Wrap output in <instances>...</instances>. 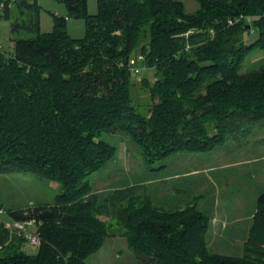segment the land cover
I'll use <instances>...</instances> for the list:
<instances>
[{"label":"trees","instance_id":"1","mask_svg":"<svg viewBox=\"0 0 264 264\" xmlns=\"http://www.w3.org/2000/svg\"><path fill=\"white\" fill-rule=\"evenodd\" d=\"M63 1L70 16L86 18L84 37H72L59 15L42 33L38 0H0L12 31L32 34L14 36L9 57L0 50V172L60 186L54 202L9 209L14 219L41 222L42 242L30 254L0 221V264H86L111 235L110 216L124 221L139 264H264V192L245 250L235 255L211 250L208 216L195 202L145 205L135 197L147 193L130 200L134 185L106 199L90 180L115 157L104 132L132 139L150 165L219 148L246 121L264 119V62L242 71L264 50V0H198L192 13L181 0H98L96 14L87 0ZM251 29L258 36L247 41ZM140 54L136 65L156 70L155 81L142 79L147 113L133 95L139 73L130 59Z\"/></svg>","mask_w":264,"mask_h":264},{"label":"rangeland","instance_id":"2","mask_svg":"<svg viewBox=\"0 0 264 264\" xmlns=\"http://www.w3.org/2000/svg\"><path fill=\"white\" fill-rule=\"evenodd\" d=\"M181 1L187 13L194 12L199 6L198 0ZM38 2L42 33L53 30L54 15H59L66 17L67 30L72 37L85 36L86 18L70 16L65 1ZM87 2L89 13L96 14L98 0ZM248 21L251 22L252 18ZM30 35L32 34L25 31L13 32L11 19L0 15V50L6 52L5 56L9 57L14 51V36ZM257 36L258 33L254 30L246 39L251 41ZM137 57L138 55L132 56L136 60ZM258 62H264V50L246 60L242 71L250 70ZM139 66L143 70L134 81V102L141 112L147 113L146 103L150 95L142 79L147 77L150 81H155L156 70L155 67L142 63ZM100 139L116 147L115 157L90 175L94 189L103 197L115 192L118 187L134 185L133 191L130 190V200L137 194L147 193L146 197H135L138 203L143 202L145 205L150 202L165 210H177L195 202L208 216L206 237L211 250L235 255L244 252L249 227L257 212L258 198L264 192V119L246 121L243 129L235 130L224 144L217 145L219 148L213 147L200 152L183 151L150 165L144 163L140 147L129 137L104 132ZM226 162L228 166H218ZM208 166L217 167L207 172L205 168ZM193 169H202V172H189ZM141 184L143 187L139 186ZM59 191L60 186L56 180L38 179L22 171L0 172V201L4 205L0 209L7 211L1 217L7 218L9 209L54 202ZM196 195L200 196L194 198ZM106 219L109 221L111 235L99 250L86 258V264H139L136 252L128 245V230L124 221L112 216ZM11 233L23 237L22 245L28 241L16 231ZM38 247L29 244L26 250L30 254L36 253Z\"/></svg>","mask_w":264,"mask_h":264},{"label":"built area","instance_id":"3","mask_svg":"<svg viewBox=\"0 0 264 264\" xmlns=\"http://www.w3.org/2000/svg\"><path fill=\"white\" fill-rule=\"evenodd\" d=\"M240 18H237L236 20L229 19V23L233 24L235 21L239 20ZM251 19L250 17H247V20ZM251 31H254V29H251ZM1 48V44H0ZM6 53V52H5ZM137 59L143 60L144 55L140 54L138 55ZM130 65L132 67V71L137 74L142 72L143 67L136 65V59L131 58L130 59ZM7 213V211L3 208L0 209V221L4 224V226L9 229L11 232L16 231L20 233L22 236H24L31 244L39 246L42 242V237L39 230V224L41 222H37L35 219H26V220H18L12 218L10 215L7 218L1 217L3 214ZM2 214V215H1Z\"/></svg>","mask_w":264,"mask_h":264},{"label":"crops","instance_id":"4","mask_svg":"<svg viewBox=\"0 0 264 264\" xmlns=\"http://www.w3.org/2000/svg\"><path fill=\"white\" fill-rule=\"evenodd\" d=\"M228 166V163L226 162V163H223V164H220V165H218V166ZM215 167H217V166H208L207 168H205V170L207 171V172H210V169L211 168H215ZM195 172V173H200V172H202V169H193V170H191V171H189V172ZM188 173V172H187ZM33 245V244H31L30 242H28V241H26L22 246H21V248L24 250V251H26L27 252V250H26V247L28 246V245Z\"/></svg>","mask_w":264,"mask_h":264},{"label":"water","instance_id":"5","mask_svg":"<svg viewBox=\"0 0 264 264\" xmlns=\"http://www.w3.org/2000/svg\"><path fill=\"white\" fill-rule=\"evenodd\" d=\"M247 27L249 28L250 27V24L249 25H247ZM133 76H135V73L133 72Z\"/></svg>","mask_w":264,"mask_h":264}]
</instances>
